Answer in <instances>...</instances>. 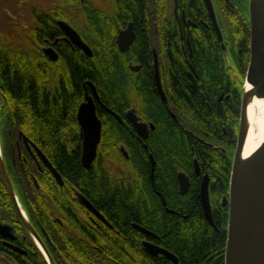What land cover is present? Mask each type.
I'll list each match as a JSON object with an SVG mask.
<instances>
[{
    "label": "trees",
    "instance_id": "trees-1",
    "mask_svg": "<svg viewBox=\"0 0 264 264\" xmlns=\"http://www.w3.org/2000/svg\"><path fill=\"white\" fill-rule=\"evenodd\" d=\"M79 2L70 0L76 10ZM213 3L226 53L203 0H179L188 20L198 25L191 26L192 55L188 48L186 55L181 48L173 0L161 3L165 16L157 17L155 39L148 0H107L106 7L101 8L107 12V22L101 21L107 32L96 33L99 28L93 27L103 49L97 47L94 57L86 58L87 62L76 58L63 72L57 71L53 64H42L34 31L22 44L20 39L15 45L0 38L3 159L24 208L33 219L44 222L54 242L51 251L55 252L56 264H224L229 208L221 207L220 203L229 194L237 146L244 82L241 79L250 62V18L248 0H214ZM58 11L67 12L62 7ZM110 16H120L121 26L132 19L138 24L135 52L129 61L146 63L148 59L152 63L149 49L152 43L165 58L161 69L168 87V105L160 104L159 98L151 94L153 79L146 64L143 72L134 74V79L121 78L122 75L125 78L128 69L121 60L128 55L122 56L115 46L117 26L110 21ZM164 19L172 29L169 39L165 37ZM230 54L235 67L231 65ZM58 75L65 76V80L57 79ZM140 75H146L147 85L135 78ZM87 79L98 85L109 101L106 102L114 108H118L119 102L124 103L123 108L127 102L133 103L144 117H152L158 136L156 141H148V145L156 157L172 161L181 158L182 166L190 170L192 160L202 156L204 164L214 172L215 188L211 197L213 204L218 205L214 211L218 230L205 218L199 186L198 189L191 187L184 196L166 194L167 207L162 204V198L148 188V174L142 171L147 170L146 152H142L139 168L126 161L122 162L124 173L113 174V170L104 168L107 156L109 160H121L119 143L131 145L132 142L128 131L114 128L117 121L109 115H102L105 128L99 152L104 157L100 156L89 171L82 166L76 110L83 100V81ZM19 130L35 141L58 168L66 182L64 187L58 186L48 172L34 171V178L27 164L23 167L14 159L16 153L9 140L17 138ZM72 187L91 199L114 228L101 222L87 226L79 214L90 216V212L77 201L72 204L66 195ZM69 205L72 210L68 213ZM57 212L64 221L58 230L52 224ZM17 219L20 221V216L0 167V220ZM133 222L159 235L158 243L173 252L178 263L148 253L141 241L144 235L133 228ZM33 250L36 254L33 258L20 257L14 264H47L35 245ZM0 264L8 263L0 258Z\"/></svg>",
    "mask_w": 264,
    "mask_h": 264
},
{
    "label": "flooded vegetation",
    "instance_id": "flooded-vegetation-1",
    "mask_svg": "<svg viewBox=\"0 0 264 264\" xmlns=\"http://www.w3.org/2000/svg\"><path fill=\"white\" fill-rule=\"evenodd\" d=\"M100 1L102 0H80L79 2V10H76L75 7H71L72 4L69 5L70 10H68L66 13L62 14L61 11H58L60 9V5H55V10L53 12H48L44 11L43 7L40 8L38 5L36 6V10L34 12H31L32 18L34 22H24V18H22L23 23L21 24L22 27L24 28L25 32V37L30 34L31 32H35L36 36V42L38 45L39 50L42 53L43 59H41L42 64H53L57 71L63 72V70H67L69 66H71L73 60L76 58L78 59L79 62H87L86 58H93L95 55V51L97 47L100 46L101 49L103 43L97 42V35L96 33L99 34H104L107 32L105 30V27L101 26V21L102 22H107V12L105 10H102V7L106 6H101ZM150 3V18L153 22L152 27L154 30L152 31V36L155 39V36L157 34V17L158 16H165L162 15L163 13L161 12L162 9V1L164 0H148ZM214 1V0H213ZM204 2V0H203ZM174 3V8H173V13L175 16L176 20V26L178 27V32L180 34V38L182 41L181 48L183 49L185 55H186V48L189 49L190 55H192V49H191V34H192V28H197L198 25L191 20H188V17L186 16V13L183 9H181L179 0H177V12L175 10L176 4L175 0H173ZM215 7V6H214ZM216 8V7H215ZM73 9V10H72ZM72 10V11H71ZM216 10V9H215ZM46 17V19H45ZM110 21L113 22L117 27H116V34L114 38L115 46L118 49V52L126 56L125 59L122 58V64L127 65V73L125 75L121 76L123 79H134V74H140L143 72L145 64L147 65L148 69L152 73V79H153V89L150 90L151 94H154L157 98H159V103L160 104H169V98H168V87L167 84L164 80V72L162 71V65H165V58L160 54L158 48L156 45L153 43L150 44L149 49L152 53V63L147 59L146 63L142 60L135 61L131 59L129 61V57L133 56V53L135 52V45L137 41V37L139 35V27L137 22L132 19L129 20L126 25L121 26L119 23L121 17L120 16H110L109 17ZM27 20V19H25ZM28 21V20H27ZM46 21V22H45ZM60 21H63L70 25L81 37L82 41L86 43L89 48L92 50V55H89L85 52L84 49L80 48L73 40L72 38L64 31V29L60 26ZM130 23H133L134 25V31H135V38L133 42L130 44L129 48L125 51H123L120 47V44L118 42V37L121 31L127 29ZM168 23H166L165 19L163 21V25L165 29V37L169 39L171 36V27L167 26ZM95 25V30L98 29V32L95 33L93 31V27ZM26 29V30H25ZM152 38V39H153ZM20 39V44H22L23 40H26L25 38ZM24 43V42H23ZM155 43V42H154ZM156 44V43H155ZM52 49L54 51V56H56V59H51L49 55L46 54L45 50L46 49ZM157 56V61H158V66H159V73H160V78H161V85L163 88V93L165 95V98H163L158 84L156 80V69H155V57ZM65 80V76H60L58 75V78H62ZM120 78V79H121ZM135 78H140L141 81L145 85L146 83V75H140V77H135ZM92 83L95 87V90L97 91V95L93 91V88L90 84ZM149 85V84H148ZM83 88H84V96L83 101H85L87 95L92 96L95 103H96V111L99 119L101 120L102 123V132H101V140L99 143H102L103 140V135H104V128H105V120L102 118L103 114L111 116L115 121H117V124L114 128L121 130V131H128L131 135L130 144L132 145H126L124 142L118 144V151L121 154V156L124 158V161L127 163H133L136 164L135 166L141 164V161L143 159L142 152H146L148 160L145 161L144 167H147V170H142L145 174H148L147 177H149V182H148V188L156 193L158 196H160L162 199V204L167 207V201L166 197H164L166 194L170 193H176L181 196H184L189 193L191 187H195L198 189L199 186V192L201 191V184L203 181V178L207 175L210 179L209 181V191H210V201L212 205V211H213V220H214V211L218 209V205H214L212 202V193L215 188V181H214V172L210 169V167L206 166L204 164V161L202 159L201 155H198L196 158H194L191 162L190 165V170L185 169L182 166V159L180 158L179 160H167L166 158H160L156 157L155 154L150 151L148 141H156L157 139V125L153 122L152 117L149 116V118H146L142 115V113L139 111V109L134 105L133 103H126V108L124 107L123 102H119L117 104L118 108H114L110 104H108L106 101L107 98L105 95H103L102 92L99 91V87L96 83H94L91 79H87L83 81ZM229 97V96H228ZM109 102V101H108ZM156 103V101H153ZM80 103V104H81ZM79 104V106H80ZM152 104V103H151ZM158 105V103H156ZM78 106V108H79ZM151 107V106H150ZM78 108L76 110V121H77V126L79 130V140L82 144L81 140V127L78 122ZM111 109V111L109 110ZM116 112L121 119H119L115 114L112 113ZM130 112H134L137 117L139 122H142L147 125L145 128L144 134H141L135 127V125L129 120L128 114ZM154 111L151 110V114H153ZM173 117L176 115L174 113H171ZM101 115V116H100ZM233 130V129H232ZM234 131V130H233ZM27 139H26V138ZM1 138V137H0ZM107 142V141H106ZM9 143L13 147V152L16 153L14 156V159L16 158L21 165L24 167L25 164L28 165V167L31 170V175L35 178L34 174L36 171L37 173H45L48 172L53 179L55 180L56 184L60 187H64L66 182L58 168L52 163V165L59 171L63 178V184L60 185L49 168L44 164L42 159L39 157L36 147L38 145L35 143V141L31 140L28 138L24 132L21 130L18 131L17 138L9 140ZM99 146H98V154L97 157L92 164L91 168L86 169L89 171L93 167H95L98 159L100 158V152H99ZM40 149V148H39ZM124 149V150H123ZM41 150V149H40ZM42 151V150H41ZM225 151V149H223ZM43 152V151H42ZM44 153V152H43ZM47 157V156H46ZM104 156H101V158ZM48 158V157H47ZM104 168H107L106 162H104ZM82 164V163H81ZM83 166V165H82ZM143 166V165H142ZM138 167V166H137ZM141 167V166H140ZM139 168V167H138ZM149 168V169H148ZM120 173H124V170L120 168ZM184 174L186 177L189 179V191L186 194H182L181 192V183H180V175ZM38 182V181H37ZM36 182V184H37ZM39 184V182H38ZM37 187H40V184ZM41 195H44V190L41 191ZM19 200L21 202L20 196L17 193ZM66 195L69 198L70 202L74 204L75 201H77L80 205H82L84 208L86 206L81 202L80 196L79 195H84L94 206L95 208L99 211L98 207L89 199L85 194L81 193L78 191L75 187H72L68 191H66ZM228 196V195H225ZM224 196V197H225ZM224 197L221 200L220 206L221 207H228V205H223V200ZM22 204V202H21ZM63 206V205H62ZM22 207L29 219L30 225L32 229L36 232V234L40 237V239L43 241L45 246L47 247L49 254L53 260V262L56 264V257H55V252L51 251V244L54 243L48 236V231L44 225V222L37 219H33L28 211L24 208L23 204ZM65 209V208H64ZM69 210L67 212L72 210V206L69 205ZM90 212V216H85L79 214L81 218L84 220L85 224L87 226L92 227L93 225H97V222H101L103 225L110 227L111 229L114 228L113 224L110 222L108 217L99 211L102 216L107 220V222L103 221L101 218H98L93 212H91L88 208H86ZM169 210V209H168ZM68 212V213H69ZM59 212H57L54 217L52 218V224L53 226L58 230V226H62L64 224L63 219L58 215ZM20 216V215H19ZM207 220V219H206ZM0 222L7 224L12 227L11 233L9 235H3L0 233V258L4 259L6 263L8 264H14V262H18L17 259L20 257H26V258H33L36 254L33 250V247L38 248V250L41 252L42 256L44 257L45 261L47 264V258L44 256L43 252L39 249L36 240L33 236V233L31 232L30 227L25 223V221L20 217V221L17 220H11V221H2ZM209 223V221H208ZM215 223V222H214ZM134 224L138 223H132L133 228L138 230ZM210 224V223H209ZM140 225V224H139ZM213 228L218 230V227L215 223V226L210 224ZM142 226V225H141ZM144 227V226H143ZM146 228V227H145ZM148 229V228H146ZM150 230V229H148ZM140 231V230H138ZM151 231V230H150ZM141 232V231H140ZM153 232V231H151ZM142 233V232H141ZM155 236H150L142 233L144 235V238H142V245L144 241L151 242L155 245H158L162 248L158 242H160L161 238L159 235H157L155 232H153ZM34 244V245H33ZM144 247V245H143ZM18 248L19 250H17ZM166 249V248H165ZM168 250V249H167ZM170 251V250H169ZM173 253V252H172ZM155 256H163L162 254L155 255ZM165 257V256H164ZM168 259V258H167ZM170 260V259H169ZM179 260V259H178ZM32 261V260H31Z\"/></svg>",
    "mask_w": 264,
    "mask_h": 264
},
{
    "label": "water",
    "instance_id": "water-1",
    "mask_svg": "<svg viewBox=\"0 0 264 264\" xmlns=\"http://www.w3.org/2000/svg\"><path fill=\"white\" fill-rule=\"evenodd\" d=\"M205 6L208 10L209 17L212 21L214 29L218 35L219 40L222 43L224 52H227V48L224 42L223 32L217 17V13L214 7L213 0H204ZM175 10L177 12V0H175ZM249 18H250V62L246 73V82L254 84L257 88L256 94L258 97L264 96V0H249ZM60 26L64 31L72 38V40L89 55H92V50L84 43L77 33L70 25L60 21ZM135 38V31L133 23H130L127 29L120 32L118 42L123 51L127 50L130 44ZM46 54L51 59H56L54 51L52 49H46ZM155 69L156 80L159 90L165 98L163 88L161 85V78L159 73V66L157 56L155 57ZM92 86L96 96L97 91L92 83H88ZM246 84V83H245ZM245 84L243 85L242 102H241V115L240 126L238 132L237 146L232 164V171L230 177V192L228 196L224 197L223 205H228L229 219L227 225V241L225 249V262L224 264H253L255 255L257 253L258 242L261 234L264 230V163L259 169L253 171V174L246 178L240 184L234 183L233 173L238 158L241 154V150L244 144L245 133L242 131V126L246 123L247 118V98L245 94ZM111 111V109H109ZM119 119L121 117L113 112ZM78 122L81 127V140H82V155L81 163L84 168H91L94 163L97 154L98 146L101 140L102 123L99 119L96 111V103L92 96L87 95L85 101H83L78 108ZM129 120L135 125L136 129L144 134L146 124L139 122L137 115L134 112L128 114ZM26 138V137H25ZM27 139V138H26ZM39 157L44 164L49 168L57 182L62 185L63 178L59 171L52 165L46 155L36 147ZM124 150V149H123ZM0 167L2 174L5 178L7 187L9 189L12 200L20 217L30 227L31 232L36 240L39 249L43 252L49 264H55L49 254V251L40 237L32 229L29 219L21 205L18 195L13 187L10 177L7 173L5 162L3 159L1 142H0ZM209 177L206 175L203 178L201 184L200 198L205 214V218L210 224L215 226L213 220V211L210 201L209 191ZM181 192L186 194L189 191V179L184 174L180 175ZM81 202L93 212L98 218L103 221L107 220L102 214L95 208V206L84 196L79 195ZM134 226L142 233L150 236H155L153 232L145 227L134 224ZM12 227L0 222V233L3 235H9ZM144 248L152 255L162 254L171 261L178 263V257L171 251L155 245L151 242L144 241ZM19 250L18 248H16Z\"/></svg>",
    "mask_w": 264,
    "mask_h": 264
},
{
    "label": "bare ground",
    "instance_id": "bare-ground-1",
    "mask_svg": "<svg viewBox=\"0 0 264 264\" xmlns=\"http://www.w3.org/2000/svg\"><path fill=\"white\" fill-rule=\"evenodd\" d=\"M256 86L245 84L247 118L242 126L245 133L241 154L233 173L234 183L240 184L264 163V96L258 97ZM253 264H264V230L258 242Z\"/></svg>",
    "mask_w": 264,
    "mask_h": 264
},
{
    "label": "rangeland",
    "instance_id": "rangeland-1",
    "mask_svg": "<svg viewBox=\"0 0 264 264\" xmlns=\"http://www.w3.org/2000/svg\"><path fill=\"white\" fill-rule=\"evenodd\" d=\"M236 2V0H234ZM60 5L64 10H70V0H0V38L2 40L9 42L10 44H18V39L23 36L25 38L24 28L22 27V18H24V22H34L33 16L31 12L36 10V6L38 5L43 9L47 7L55 8V5ZM107 0L100 1L101 6H106ZM73 7V6H71ZM73 10V9H72ZM71 10V11H72ZM248 10H249V0H248ZM27 19V20H25ZM26 30V29H25ZM230 62L233 67H235V62L232 58V54H230ZM243 85L246 83V75L243 79ZM3 107L0 104V111H2ZM1 137V133H0ZM1 140V138H0ZM120 161L109 160L107 156L106 164L107 168L113 170V174H117L124 165L122 162L124 158L122 156ZM4 262H6L3 259Z\"/></svg>",
    "mask_w": 264,
    "mask_h": 264
}]
</instances>
